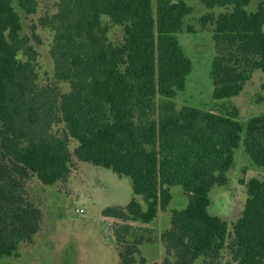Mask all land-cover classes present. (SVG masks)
Here are the masks:
<instances>
[{
	"label": "trees",
	"instance_id": "16d2710c",
	"mask_svg": "<svg viewBox=\"0 0 264 264\" xmlns=\"http://www.w3.org/2000/svg\"><path fill=\"white\" fill-rule=\"evenodd\" d=\"M15 1L26 14L37 10V0H0V256H17L20 243L39 231L43 212L28 198L27 183L34 176L44 185L66 179L73 138L78 160L130 177L146 204L132 198L104 216L150 224L168 210L171 186L182 187L188 203L171 210L162 234L175 260L162 264H195L223 250L237 264H264V175L240 180L247 199L230 231L209 211L211 189L227 183L241 141L264 168V113L248 121L242 139L235 115L177 108L172 100L191 70L176 33L193 7L184 0H59L41 22L54 32V76L70 87L61 93L38 84V53ZM201 1L227 8L199 21L214 25L213 98L228 99L244 90L254 70L264 73V1L255 11L247 10L251 0ZM105 18L122 27L120 42L110 39ZM132 246L118 254L121 264L138 263ZM139 263L148 264L145 257Z\"/></svg>",
	"mask_w": 264,
	"mask_h": 264
},
{
	"label": "rangeland",
	"instance_id": "374dc122",
	"mask_svg": "<svg viewBox=\"0 0 264 264\" xmlns=\"http://www.w3.org/2000/svg\"><path fill=\"white\" fill-rule=\"evenodd\" d=\"M59 0H37V10L26 14L14 5L19 12L23 33L30 36L31 43L37 50L36 70L40 86H53L61 93L69 91V84L56 80L54 62L50 54L54 32L43 26L41 19L57 11ZM193 7V12L184 18V29L176 33V38L191 60V70L186 77L185 87L172 99L177 108L193 106L217 113L235 115L242 125V139L245 136L248 121L264 113V90L261 85L264 73L257 69L244 90L228 99L213 98L211 64L215 54L213 40L214 25L204 27L199 19L213 11L215 14L227 8H207L201 0H184ZM260 1L251 0L248 11H255ZM156 3V0H153ZM110 24L109 37L114 42L122 40V27ZM192 26L194 31H188ZM20 57L23 56L20 54ZM63 124L54 126L61 130ZM78 145L71 138L70 150L73 162L68 177L53 185L42 184L37 177H32L26 186L27 195L43 212L39 231L31 241L21 242L17 256H0V264H121L118 254L136 244L137 264L145 257L148 264H162L164 258L175 260L173 253L167 255L162 234L169 228L172 209H183L188 203L182 187L171 186L172 199L167 211H160L150 224L136 221L112 219L103 215L108 207L125 208L132 198H136L145 208L140 195H135L132 180L125 175H118L110 168L80 161L74 155ZM264 168L255 165L245 152L243 142L235 151V164L227 172V183L214 186L210 192L212 214L222 216L231 230L232 222L242 213L246 199V185L241 184L252 177H262ZM229 240V239H228ZM195 264H237L228 250H223L216 259H200Z\"/></svg>",
	"mask_w": 264,
	"mask_h": 264
},
{
	"label": "crops",
	"instance_id": "0c3cea01",
	"mask_svg": "<svg viewBox=\"0 0 264 264\" xmlns=\"http://www.w3.org/2000/svg\"><path fill=\"white\" fill-rule=\"evenodd\" d=\"M109 217V216H108ZM109 218H112V219H117L116 217H109ZM169 227H170V225H169Z\"/></svg>",
	"mask_w": 264,
	"mask_h": 264
}]
</instances>
